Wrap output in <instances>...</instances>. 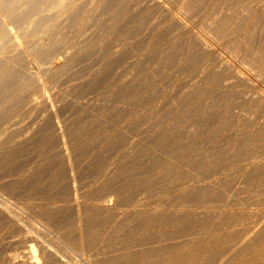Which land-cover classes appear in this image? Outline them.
Instances as JSON below:
<instances>
[{"label": "rangeland", "instance_id": "1", "mask_svg": "<svg viewBox=\"0 0 264 264\" xmlns=\"http://www.w3.org/2000/svg\"><path fill=\"white\" fill-rule=\"evenodd\" d=\"M135 1L31 0L27 3L13 0L10 5L17 7L13 11L15 13L8 11V4L1 6L4 8L1 12L5 11L3 18L5 16L7 22L10 19L8 26L18 33L15 42L18 46L12 47L13 50L4 46L0 51V54H6L0 55V58L3 56L0 59V132H3L0 134V206H6L11 217L30 234L36 235V241L27 243L29 249L35 254L37 252L40 261L39 242L69 264L85 262L82 259H86V255H81L77 244L79 235H76L83 232L84 236H81L93 254L90 258L94 261L87 260L88 263L91 261L90 264H164L171 253L169 249L174 250V255L181 256L198 247L206 249L205 257L214 260L217 250L226 245V237L240 233L243 226L264 216V97L261 96L264 94V0H157L154 4L150 0ZM24 10L27 15L23 14ZM43 13L45 18L35 23ZM11 15L16 19L10 18ZM175 18H179L186 27H181ZM61 23L67 25L59 27ZM48 24L50 26L47 27ZM54 24L57 27L53 29ZM31 30L36 32L30 33ZM20 31L25 34L21 35ZM195 35L203 36L211 49L201 47ZM2 36L3 33L0 34ZM73 36L77 37L75 41ZM18 39H23L27 45ZM64 52H67L68 59L59 70L39 73V79L45 86L42 89L32 71L35 66L47 65L54 57L62 59L61 53ZM235 71L242 74L239 80L234 78ZM42 94L48 98L46 102ZM256 94L260 99L257 100ZM57 129H62L61 135ZM60 147L65 149L68 158ZM67 166L73 169L72 172ZM68 173L74 174L76 193L69 190L71 186L68 183L70 185L72 180ZM74 194L83 201L81 215L84 218L81 216L80 223L77 222L76 210L68 202ZM97 199H110L113 204L103 212L93 205ZM7 217L0 212L3 219H0V264H7L6 256L10 253L17 256L24 244L28 246L22 242L23 231L18 235L17 226L12 225ZM257 232L258 235L253 234L256 238L252 236L254 239L248 241L250 244L247 242L244 248H238L239 252L235 250V254L232 253L227 264L238 261L259 263L258 260V263L252 262L251 258L264 251L261 249L264 248L261 246L264 224ZM16 240H20V245ZM178 240L185 247H181ZM157 242L166 244L162 249ZM202 257L198 256L196 261L186 264H199ZM156 258L163 260L156 263ZM260 261L259 264H264L262 259ZM47 264L56 263L50 258Z\"/></svg>", "mask_w": 264, "mask_h": 264}, {"label": "bare ground", "instance_id": "2", "mask_svg": "<svg viewBox=\"0 0 264 264\" xmlns=\"http://www.w3.org/2000/svg\"><path fill=\"white\" fill-rule=\"evenodd\" d=\"M13 0H0V29H2V33H3V36L2 37H4V39L2 38V37H0V51L1 50H4V49H2L4 46H6L7 48L8 47H10L11 49H12V47L14 48V46H16V48H17V46L18 45H15L16 43V38H17V32H15V31H13L12 30V28L10 27V26H8V23L10 22V19L8 20L9 22H7L6 21V18H5V16H4V18H3V16H2V14H3V12H5V11H3V12H1L2 10V8H1V6H6L7 4H8V6H7V9H8V11L10 12V10H11V12H13L17 7H15V4H13L14 5V7L13 6H11L10 5V3L12 2ZM21 0H19V2H20ZM25 2L27 1V3H31V0H24ZM35 1V0H34ZM40 1V0H39ZM50 1V0H49ZM79 1V0H78ZM84 1V0H83ZM116 1H118V0H116ZM130 1V0H129ZM135 1V0H134ZM151 1V4H152V2H153V4H154V2L156 3V2H158L157 0H150ZM17 3H18V1H16ZM115 2V1H114ZM136 2V1H135ZM208 2V1H207ZM211 2V1H210ZM34 3V2H33ZM41 3V2H40ZM39 3V4H40ZM100 3V2H99ZM147 3V2H146ZM178 3V2H177ZM222 3V2H221ZM36 4V3H35ZM56 4V3H55ZM82 4V3H81ZM87 4V3H86ZM104 4V3H103ZM134 4V3H133ZM149 4V3H148ZM147 4V5H148ZM170 4V3H169ZM26 5V4H25ZM54 5V4H53ZM65 5V4H64ZM75 5V4H74ZM79 5V4H78ZM128 5V4H127ZM143 5V4H142ZM156 5V4H155ZM158 5H160V3L158 4ZM216 5V4H215ZM22 6V5H21ZM24 6V5H23ZM40 6V5H39ZM82 6V5H81ZM124 6V5H123ZM157 6V5H156ZM203 6V5H202ZM26 7V6H25ZM125 7V6H124ZM159 7V6H158ZM188 7V6H187ZM24 8V7H23ZM22 8V9H23ZM32 8V7H31ZM39 8V7H38ZM52 8V7H51ZM59 8V7H58ZM76 8V7H75ZM77 8H79V7H77ZM82 8V7H81ZM84 8V7H83ZM82 8V9H83ZM95 8V7H94ZM196 8V7H195ZM201 8V7H200ZM4 9V8H3ZM10 9V10H9ZM28 9V8H27ZM26 9V10H27ZM29 9H30V7H29ZM37 9V8H36ZM106 9V8H105ZM143 9V8H142ZM166 9V8H165ZM26 10H24V12H23V14L25 13V11ZM50 10V9H49ZM56 10V9H55ZM67 10V9H66ZM66 10H64V11H66ZM92 10H94V9H92ZM96 10V9H95ZM98 10V9H97ZM122 10V9H121ZM140 10H141V8H140ZM163 10V9H162ZM219 10V9H218ZM19 11V10H18ZM30 11V10H29ZM38 11V10H37ZM224 11H226L225 9H224ZM52 12V11H51ZM141 12V11H140ZM172 12V11H171ZM191 12V11H190ZM13 13H15V12H13ZM13 13H11V14H13ZM19 13H21V12H19ZM30 13V12H29ZM33 13V12H32ZM167 13V12H166ZM165 13V14H166ZM173 13V12H172ZM209 13V12H208ZM211 13V12H210ZM22 14V15H23ZM26 14V13H25ZM40 14V13H39ZM96 13H94V15H95ZM101 14V13H100ZM145 14V13H144ZM180 14V13H179ZM229 14V13H228ZM5 15V14H4ZM15 15V14H14ZM14 15H11L12 17H10V18H13V16ZM27 15V14H26ZM29 15V14H28ZM31 15V14H30ZM32 15H34V14H32ZM31 15V16H32ZM45 15L46 14H44L43 13V15H41V16H39L38 17V19H36L34 22L35 23H38V21L39 20H41L42 18L44 19L45 18ZM67 15V14H66ZM74 15V14H73ZM148 15V14H147ZM182 15V14H181ZM209 15V14H208ZM17 16V15H16ZM21 16V15H20ZM25 16V15H24ZM24 16H23V18H24ZM90 16V15H89ZM96 16V15H95ZM171 16V15H170ZM219 16V15H218ZM224 16V15H223ZM22 17V16H21ZM27 17V16H26ZM65 17V16H64ZM77 17V16H76ZM148 17V16H147ZM154 17V16H153ZM171 17H173V16H171ZM175 17H177V16H175ZM206 17V16H205ZM58 18V17H57ZM61 18H63V17H61ZM94 18V17H93ZM209 18V17H208ZM16 19V18H15ZM14 18H13V20H15ZM25 19V18H24ZM29 19H30V17H29ZM172 19V18H171ZM176 19V21L181 25V27L182 26H184L183 28H185L186 27V25L179 19V18H175ZM13 20H12V22H13ZM23 20V19H22ZM64 20H67V17L64 19ZM64 20H62L63 22H64ZM77 20V19H76ZM89 20V19H88ZM111 20V19H110ZM169 20V19H168ZM208 20V19H207ZM216 19H214V21H215ZM18 21V20H17ZM56 21V20H55ZM60 21V20H59ZM114 21V20H113ZM228 21V20H227ZM29 22H30V20H29ZM50 22V21H49ZM66 22V21H65ZM72 22V21H71ZM106 22H107V20H106ZM108 22H109V20H108ZM111 22V21H110ZM109 22V23H110ZM140 22V21H139ZM191 22V21H190ZM17 23V22H16ZM26 23H27V21H26ZM58 24H59V22H57ZM69 23V22H68ZM86 23H88V22H86ZM94 23V22H93ZM50 24V23H49ZM46 25L47 27L48 26H50V25ZM65 24V23H64ZM72 24V23H71ZM70 24V25H71ZM92 24V23H91ZM154 24H156V23H154ZM173 24V23H172ZM10 25V24H9ZM22 25V24H21ZM28 25V24H27ZM57 24H54V25H52L53 26V29L55 28V27H57L56 26ZM63 24L61 23V25H58L59 27H61ZM67 25V24H66ZM66 25H63V26H66ZM90 25V24H89ZM105 25H107V24H105ZM122 25V24H121ZM158 25V24H157ZM211 25V24H210ZM240 25V24H239ZM31 26V25H30ZM55 26V27H54ZM85 26V25H84ZM169 26V25H168ZM167 26V27H168ZM219 26V25H218ZM26 27V26H25ZM24 27V28H25ZM42 27V26H41ZM46 27V28H47ZM138 27V26H137ZM199 27V26H198ZM15 28V27H14ZM16 28H19V27H16ZM27 28V27H26ZM43 28V27H42ZM68 28V27H67ZM106 27H104L103 29H105ZM108 28V27H107ZM155 28V27H154ZM189 28V27H188ZM208 28V27H207ZM34 29V28H33ZM41 29V28H40ZM52 28H50V30H51ZM61 29V28H60ZM109 29V28H108ZM107 29V30H108ZM146 29V28H145ZM191 29V28H190ZM219 29V28H218ZM21 30V29H20ZM38 30V29H37ZM57 30H59V29H57ZM82 30V29H81ZM80 30V31H81ZM142 30H144V29H142ZM173 30V29H172ZM177 30V29H176ZM192 30V29H191ZM205 30V29H204ZM235 30V29H234ZM21 31H23V30H21ZM20 31V32H21ZM25 31V30H24ZM32 31H34V30H31V32L30 33H32ZM49 31V30H48ZM53 30H51V32H52ZM66 31H68V30H66ZM86 31V30H85ZM100 31V30H99ZM104 31V30H103ZM146 31V30H145ZM168 31V30H167ZM233 31V30H232ZM34 32H36V31H34ZM34 32H33V34H34ZM43 32V31H42ZM45 32V31H44ZM70 32V31H69ZM109 32V31H108ZM131 32V31H130ZM2 33H0L1 35H2ZM22 34L21 35H23V34H25V33H23V32H21ZM40 33V32H39ZM38 33V35H40ZM48 33V32H47ZM46 33V34H47ZM56 33V32H55ZM67 33V32H66ZM83 33H84V31H83ZM132 33V32H131ZM148 33V32H147ZM172 33V32H171ZM197 33V32H196ZM202 33H203V31H202ZM259 33V32H258ZM20 34V33H19ZM27 34V33H26ZM49 34H51V33H49ZM53 34H54V32H53ZM57 34V33H56ZM71 34V33H70ZM80 34V33H79ZM93 34V33H92ZM123 34V33H122ZM137 34V33H136ZM20 35V36H21ZM28 35H29V33H28ZM30 35H32V34H30ZM37 35V36H38ZM41 35H43V34H41ZM65 35V34H64ZM82 35H84V34H82ZM79 36V37H82L83 38V36ZM91 35V34H90ZM98 36L100 35V34H97ZM158 35V34H157ZM43 36H45V35H43ZM47 36V35H46ZM58 36V35H57ZM85 36V35H84ZM95 36V35H94ZM153 36V35H152ZM166 36V35H165ZM197 35H195V37H196ZM35 37V36H34ZM67 37V36H66ZM72 37V36H71ZM74 38L76 37V36H73ZM88 37V36H87ZM91 37V36H90ZM132 37V36H131ZM163 37V36H162ZM203 37V36H202ZM201 37V35L199 36H197L196 38H198L197 40H198V42H199V44L201 45V47H203V48H205V49H211V46H209L208 44H207V42L203 39ZM249 37V36H248ZM1 38H2V40H1ZM20 38V37H19ZM33 38V37H32ZM36 38V37H35ZM35 38L33 39V40H35ZM49 38V37H48ZM55 38V37H54ZM74 38H72V39H74ZM77 38V37H76ZM76 38L74 39V41L76 40ZM82 38H81V40H82ZM94 38H96V37H94ZM93 38V39H94ZM117 38V37H116ZM25 39V38H24ZM30 39V38H29ZM29 39H26V40H28L29 41ZM38 39H39V37H38ZM38 39L36 40V41H38ZM50 39V38H49ZM69 39H70V37H69ZM87 39V38H86ZM135 39V38H134ZM19 40V39H18ZM23 40V39H22ZM22 40H19L20 42H23V43H25V41H22ZM32 40V41H33ZM55 40V39H54ZM58 40V39H57ZM56 40V41H57ZM68 40V39H67ZM71 40V39H70ZM79 41H81L80 39H78ZM77 40V41H78ZM207 40V39H206ZM9 41V42H8ZM31 41V40H30ZM76 41V42H77ZM79 41L77 42L78 44H79ZM95 41V40H94ZM97 41V40H96ZM156 41V40H155ZM3 42L5 43V44H3ZM48 42H50V40L48 41ZM54 42V41H53ZM59 42V41H58ZM65 42H67V41H65ZM71 42V41H70ZM90 42H92V41H90ZM122 42V41H121ZM187 42V41H186ZM190 42V41H189ZM34 43H35V45H36V42L34 41ZM39 42H37V44H38ZM56 43V42H55ZM62 43V42H61ZM77 43H75V44H77ZM105 43V42H104ZM149 43H151V42H149ZM170 43V42H169ZM18 44H20V43H18ZM26 44V43H25ZM25 44H20V45H24L25 46ZM60 44V43H59ZM66 44V43H65ZM68 44V43H67ZM71 44V43H70ZM69 44V45H70ZM74 44V45H75ZM80 44H83V43H80ZM87 44H89V43H87ZM136 44V43H135ZM192 44H194V43H192ZM217 44V43H216ZM252 44V43H251ZM19 45V46H20ZM27 45V44H26ZM63 45V44H62ZM250 45V44H249ZM57 46V45H56ZM71 46H73V45H71ZM76 46V45H75ZM79 46V45H78ZM81 47H82V45H80ZM107 46H108V44H107ZM118 46V45H117ZM169 46V45H168ZM182 46V45H181ZM244 46V45H243ZM28 47H29V45H28ZM50 47V46H49ZM77 47V46H76ZM173 47V46H172ZM5 48V47H4ZM25 48V47H24ZM61 48H62V46H61ZM119 48V47H118ZM153 48V47H152ZM9 49V48H8ZM19 49V48H18ZM21 49H23V46L21 47ZM27 49V48H26ZM57 49V48H56ZM55 49V50H56ZM67 49V48H66ZM73 49V48H72ZM100 49H101V47H100ZM114 49V48H113ZM124 49V48H123ZM141 49V48H140ZM213 49V48H212ZM248 49V48H247ZM13 50V49H12ZM14 50H16V49H14ZM20 50V49H19ZM18 50V51H19ZM30 50V49H29ZM36 50V49H35ZM75 50H76V48H75ZM83 50V49H82ZM90 50H91V48H90ZM93 50H95V49H93ZM92 50V51H93ZM119 50H120V48H119ZM218 50V49H217ZM11 51V50H10ZM18 51H17V53H18ZM21 51V50H20ZM31 51V50H30ZM34 51V50H33ZM65 51V50H64ZM70 51V50H69ZM116 51V50H115ZM115 51H113V53L115 52ZM176 51V50H175ZM212 51H214V50H212ZM2 52V51H1ZM4 52V51H3ZM7 52V51H6ZM76 52H77V50H76ZM85 52V51H84ZM104 52V51H103ZM121 52V51H120ZM123 52V51H122ZM12 53V52H11ZM14 53V52H13ZM17 53H16V56H17ZM59 53H60V51H59ZM65 53V52H64ZM64 53H61V55H62V59L60 58H53L52 60H49V63L46 65H44V66H35L36 67V69H34V72L32 71V73H33V75H34V78L37 80V82H38V84H39V86L42 88V89H44V83H43V80L41 81L40 79H39V73H42V72H49V71H53V70H55V69H57L58 68V70H59V67L60 66H62V64H64L63 62H65L66 63V61H65V59H68L67 58V52L64 54ZM82 53V52H81ZM87 53V52H86ZM85 53V54H86ZM96 53V52H95ZM156 53V52H155ZM205 53V52H204ZM243 53V52H242ZM9 54V53H8ZM8 54H7V56H8ZM19 54V53H18ZM73 54V53H72ZM76 54V53H75ZM80 54V53H79ZM82 54H84V53H82ZM99 54V53H98ZM97 54V55H98ZM126 54V53H125ZM164 54V53H163ZM0 55H6V54H0ZM11 55V54H10ZM88 55H90V54H88ZM115 55V54H114ZM177 55V54H176ZM185 55V54H184ZM7 56H6V58H7ZM12 56H14V55H12ZM25 56V55H24ZM75 56V55H74ZM80 56H83V55H80ZM86 56V55H85ZM84 56V57H85ZM167 56V55H166ZM174 56V55H173ZM172 56V57H173ZM213 56V55H212ZM10 57V56H9ZM19 57V56H18ZM23 57V56H22ZM193 57V56H192ZM211 57V56H210ZM215 57H217V56H215ZM3 58V56H1V58L0 59H2ZM6 58H4L5 60H8V59H6ZM100 58V57H99ZM112 58V57H111ZM110 58V59H111ZM146 58V57H145ZM168 58V57H167ZM219 58V57H218ZM221 58V57H220ZM21 59V58H20ZM19 59V60H20ZM31 59V58H30ZM41 59V58H40ZM82 59V58H81ZM118 59H119V57H118ZM243 59V58H242ZM183 60V59H182ZM220 60V59H219ZM253 60V59H252ZM2 61V60H1ZM11 61H13V60H11ZM26 61V60H25ZM47 61V60H46ZM81 61V60H80ZM96 61V60H95ZM102 61V60H101ZM139 61V60H138ZM221 61H222V58H221ZM220 61V62H221ZM5 62V61H4ZM32 62V61H31ZM110 62H111V60H110ZM126 62V61H125ZM212 62V61H211ZM225 62V61H224ZM223 62V63H224ZM1 63H3V62H1ZM12 63V62H11ZM99 63V62H98ZM114 63V62H113ZM138 63V62H137ZM164 63V62H163ZM205 63V62H204ZM29 64V63H28ZM130 64H132V63H130ZM8 65V64H7ZM36 65V64H35ZM147 65V64H146ZM219 65H221V64H219ZM218 64H217V66H219ZM226 65H227V63H226ZM240 65V64H239ZM10 66V65H9ZM69 66H70V64H69ZM187 66V65H186ZM208 66V65H207ZM14 67V66H13ZM66 67V66H65ZM121 67V66H120ZM254 67V66H253ZM25 68V67H24ZM125 68V67H124ZM131 68V67H130ZM244 68V67H243ZM5 69H6V67H5ZM23 69V68H22ZM95 69V68H94ZM129 69V68H128ZM164 69V68H163ZM221 69V68H220ZM237 69V68H236ZM30 70V69H29ZM110 70V69H109ZM184 70V69H183ZM238 70V69H237ZM37 71V72H36ZM63 71V70H62ZM116 71V70H115ZM130 71V70H129ZM150 71V70H149ZM158 71V70H157ZM213 71V70H212ZM215 71V70H214ZM238 71H240V70H238ZM242 71V70H241ZM11 72V71H10ZM13 72V71H12ZM55 72V71H54ZM56 72H57V70H56ZM89 72V71H88ZM106 72H107V70H106ZM118 72H119V70H118ZM152 72V71H151ZM154 72V71H153ZM180 72V71H179ZM218 72V71H217ZM223 72V71H222ZM141 73V72H140ZM197 72H195V74H196ZM241 72H236L235 71V74H234V72H233V74L235 75V77L234 78H236L237 80H239L238 78H241L242 77V74H240ZM31 74V73H30ZM63 74V73H62ZM200 74H201V72H200ZM214 74V73H213ZM244 74V73H243ZM252 74V73H251ZM20 75V74H19ZM60 75V74H59ZM105 75V74H104ZM167 75V74H166ZM225 75V74H224ZM247 75H248V73H247ZM246 75V76H247ZM136 76H137V74H136ZM231 76H232V74H231ZM21 77V76H20ZM148 77V76H147ZM197 77V76H196ZM249 77V76H248ZM2 78V77H1ZM16 78V77H15ZM18 78V77H17ZM95 78H96V76H95ZM189 78V77H188ZM245 79H246V77H244ZM57 79V78H56ZM114 79V78H113ZM143 79V78H142ZM146 79V78H145ZM225 79V78H224ZM244 79V80H245ZM2 80V79H1ZM5 80H6V78H5ZM14 80V79H13ZM130 80V79H129ZM148 80V79H147ZM220 80V79H219ZM226 80H228L227 79V77H226ZM229 80H230V77H229ZM242 80V79H241ZM159 81V80H158ZM232 81V80H231ZM246 81H247V79H246ZM245 81V82H246ZM92 82V81H91ZM111 82V81H110ZM162 82V81H161ZM180 82V81H179ZM2 83V82H1ZM105 83V82H104ZM125 83V82H124ZM127 83V82H126ZM169 83V82H168ZM222 83V82H221ZM220 83V84H221ZM224 83H226V84H230V83H227V81H225ZM5 84V83H4ZM128 84V83H127ZM135 84V83H134ZM148 84V83H147ZM156 84V83H155ZM161 84V83H160ZM173 84H175V83H173ZM187 84V83H186ZM189 84V83H188ZM223 84V83H222ZM96 85V84H95ZM137 85V84H136ZM185 85V84H184ZM194 85V84H193ZM242 85V84H241ZM245 85V84H244ZM251 85V84H250ZM10 86V85H9ZM38 86V87H39ZM113 86V85H112ZM8 87V86H7ZM37 87V86H36ZM117 87V86H116ZM196 87V86H195ZM199 87V86H198ZM226 87V86H225ZM230 87H232V86H230ZM5 88V87H4ZM40 88V89H41ZM194 88V87H193ZM10 89V88H9ZM109 89V88H108ZM219 89V88H218ZM7 90V89H6ZM5 90V91H6ZM107 90V89H106ZM133 90V89H132ZM208 90V89H207ZM206 90V91H207ZM4 91V90H3ZM112 91V90H111ZM164 91V90H163ZM233 91V90H232ZM248 91V90H247ZM2 92V91H1ZM26 92V91H25ZM186 92V91H185ZM220 92V91H219ZM218 92V93H219ZM224 92H225V90H224ZM262 92V91H261ZM261 92H259L260 93V95H261ZM105 93V92H104ZM151 93V92H150ZM201 93V92H200ZM24 94H26V93H24ZM190 94V93H189ZM251 94V93H250ZM1 95V94H0ZM27 95V94H26ZM195 95V94H194ZM233 95V94H232ZM247 95V94H246ZM256 95H258V94H256ZM118 96V95H117ZM133 96V95H132ZM173 96V95H172ZM176 96V95H175ZM226 96V95H225ZM255 96V95H254ZM262 97H264V94H262L261 95ZM260 96V97H261ZM5 97V96H4ZM42 97H43V99L45 100L44 102H46L47 101V97L45 96V94L43 95L42 94ZM103 97V96H102ZM242 97V96H241ZM249 97V96H248ZM247 97V98H248ZM256 97V96H255ZM18 97H16V99H17ZM117 98V97H116ZM121 98V97H120ZM148 98V97H147ZM210 98V97H209ZM226 98V97H225ZM37 99V98H36ZM115 99V98H114ZM157 99V98H156ZM242 99V98H241ZM258 99H260L259 98V95H258V98H257V100ZM232 100V99H231ZM249 100H251V99H249ZM262 100V99H261ZM260 100V101H261ZM148 101V100H147ZM244 101V100H243ZM16 102V101H15ZM221 102V101H220ZM258 102V101H257ZM242 103V102H241ZM143 104V103H142ZM145 104V103H144ZM251 104V103H250ZM4 105V104H3ZM187 105V104H186ZM205 105V104H204ZM220 105V104H219ZM229 105L231 106V104L229 103ZM236 105V104H235ZM262 105V104H261ZM9 106V105H8ZM11 106V105H10ZM9 106V107H10ZM169 106V105H168ZM234 106V105H233ZM245 106V105H244ZM262 106H264V105H262ZM3 107V106H2ZM180 107V106H179ZM208 107V106H207ZM6 108V107H5ZM164 108V107H163ZM182 108V107H181ZM195 108V107H194ZM235 108H237V107H235ZM251 108V107H250ZM2 109V108H1ZM173 109V108H172ZM199 109V108H198ZM204 109V108H203ZM208 110V109H207ZM234 110V109H233ZM236 110V109H235ZM146 111V110H145ZM189 111V110H188ZM57 112V111H56ZM169 112V111H168ZM179 112V111H178ZM230 112H232V111H230ZM241 112V111H240ZM3 113V112H2ZM9 113V112H8ZM58 113V112H57ZM135 113V112H134ZM193 113V112H192ZM205 113V112H204ZM236 113H238V112H236ZM242 113V112H241ZM54 114H55V112H54ZM156 114V113H155ZM234 114V113H233ZM177 115V114H176ZM205 115V114H204ZM238 115V114H237ZM240 115V114H239ZM246 115V114H245ZM55 116V115H54ZM210 116V115H209ZM2 117V116H1ZM176 117V116H175ZM219 117V116H218ZM227 117V116H226ZM9 118V117H8ZM57 118V117H56ZM177 118V117H176ZM209 118V117H208ZM229 118V117H228ZM225 119V118H224ZM123 120V119H122ZM144 120V119H143ZM194 120V119H193ZM245 120H247V119H245ZM8 121V120H7ZM54 121V120H53ZM52 121V122H53ZM59 121V120H58ZM135 121V120H134ZM197 121V120H196ZM213 121V120H212ZM155 122V121H154ZM163 122V121H162ZM248 122V121H247ZM145 123V122H144ZM191 123V122H190ZM221 123V122H220ZM236 123H237V121H236ZM235 123V124H236ZM241 123V122H240ZM5 124V123H4ZM53 124V123H52ZM55 124V123H54ZM155 124H157V123H155ZM197 124V123H196ZM222 124V123H221ZM57 125H58V123H57ZM191 125V124H190ZM15 126V125H14ZM151 126V125H150ZM217 126V125H216ZM257 126V125H256ZM57 127V126H56ZM65 127V126H64ZM174 127V126H173ZM2 128V127H1ZM6 128V127H5ZM11 128H13V126L11 127ZM10 128V129H11ZM215 128V127H214ZM230 128V127H229ZM10 129H8V130H10ZM60 129V128H59ZM59 129H57V133L59 134V135H61V133H60V131L62 130H60L59 131ZM63 129H65V128H63ZM163 129V128H162ZM161 129V130H162ZM4 130V129H3ZM11 130H13V129H11ZM16 130H17V128H16ZM20 130V129H19ZM55 130V129H54ZM253 130V129H252ZM6 131V130H5ZM90 131V130H89ZM104 131V130H103ZM174 131V130H173ZM193 131V130H192ZM64 132V131H63ZM63 132H62V134H63ZM172 132V131H171ZM185 132V131H184ZM194 132V131H193ZM261 132V131H260ZM1 133H3V132H0V134ZM5 133V132H4ZM187 133H189V132H187ZM262 133V132H261ZM6 134V133H5ZM32 134V133H31ZM58 134H57V136H58ZM244 134V133H243ZM249 134V133H248ZM1 135H3V134H1ZM0 135V136H1ZM29 135V134H28ZM149 135V134H148ZM215 135V134H214ZM218 135V134H217ZM48 136V135H47ZM62 136H64V135H62ZM101 136V135H100ZM28 137V136H27ZM35 137V136H34ZM60 137V136H59ZM142 137V136H141ZM189 137V136H188ZM196 137V136H195ZM214 137V136H213ZM6 138H7V135H6ZM21 138H23V137H21ZM56 138H58V137H56ZM261 138V137H260ZM64 139V138H63ZM209 139V138H208ZM218 139V138H217ZM251 139V138H250ZM262 139H264V138H262ZM21 140V139H20ZM26 140V139H25ZM18 142H19V140H18ZM126 142V141H125ZM181 142V141H180ZM202 142V141H201ZM223 142V141H222ZM240 142V141H239ZM242 142V141H241ZM244 142V141H243ZM247 142V141H246ZM64 143H65V141H64ZM238 143V142H237ZM17 144V143H16ZM69 144V143H68ZM181 144V143H180ZM219 144H221V143H219ZM232 144V143H231ZM230 144V145H231ZM63 145V144H62ZM150 145V144H149ZM166 145V144H165ZM184 145V144H183ZM186 145V144H185ZM234 145V144H233ZM244 145V144H243ZM258 145V144H257ZM180 146V145H179ZM219 146V145H218ZM225 146V145H224ZM250 146V145H249ZM1 147V146H0ZM59 147V146H58ZM65 147V146H64ZM68 147V146H67ZM129 147V146H128ZM132 147V146H131ZM200 147V146H199ZM209 147V146H208ZM125 148V147H124ZM184 148V147H183ZM233 148V147H232ZM237 148H239V146L237 147ZM60 149V151L62 152V153H66V151H65V149H63L62 147H60L59 148ZM69 149V148H68ZM77 149V148H76ZM177 149V148H176ZM194 149V148H193ZM197 149V148H196ZM121 150V149H120ZM180 150V149H179ZM241 150V149H240ZM8 151V150H7ZM59 151V150H58ZM170 151V150H169ZM177 151V150H176ZM208 151V150H207ZM214 151V150H213ZM246 151V150H245ZM70 151H68V153H69ZM124 152V151H123ZM122 152V153H123ZM140 152V151H139ZM142 152V151H141ZM222 152V151H221ZM227 152V151H226ZM229 152V151H228ZM202 153V152H201ZM210 153H212V152H210ZM17 154V153H16ZM59 154H60V152H59ZM126 154V153H125ZM177 154V153H176ZM205 154V153H204ZM233 154V153H232ZM72 155V154H71ZM235 155V154H234ZM66 157L68 156L67 155V153H66V155H65ZM69 156H70V153H69ZM133 156V155H132ZM192 156V155H191ZM193 156H194V154H193ZM213 156V155H212ZM245 156V155H244ZM248 156V155H247ZM65 157V158H66ZM72 157V156H71ZM70 157V158H71ZM203 157V156H202ZM246 157V156H245ZM64 158V159H65ZM68 158V157H67ZM66 158V159H67ZM69 158V159H70ZM63 159V158H62ZM65 159V160H66ZM134 159V158H133ZM211 159V158H210ZM250 159V158H249ZM64 160V161H65ZM187 160V159H186ZM232 160V159H231ZM254 160H258V159H254ZM260 160V159H259ZM3 161V160H2ZM13 161V160H12ZM68 161V160H67ZM71 161V160H70ZM70 161L68 162V164L70 163ZM214 161V160H213ZM238 161V160H237ZM241 161V160H240ZM5 162V161H4ZM122 162V161H121ZM239 162V161H238ZM245 162V161H244ZM259 162V161H258ZM15 163V162H14ZM72 163H74V162H72ZM142 163V162H141ZM237 163V162H236ZM117 164V163H116ZM115 164V165H116ZM156 164V163H155ZM249 164V163H248ZM255 164V163H254ZM257 164V163H256ZM5 165V164H4ZM71 164H69V166H70ZM131 165V164H130ZM216 165V164H215ZM218 165V164H217ZM220 165H222V164H220ZM240 165V164H239ZM15 166V165H14ZM69 166H67L66 168H68L69 169V171H71V170H73V169H71V168H69ZM129 166V165H128ZM242 166H243V163H242ZM22 167V166H21ZM36 167V166H35ZM71 167V166H70ZM74 167V166H73ZM127 167V166H126ZM193 167V166H192ZM256 167V166H255ZM258 167H259V165H258ZM139 168V167H138ZM185 168H188V167H185ZM238 168V167H237ZM247 168V167H246ZM251 168V167H250ZM249 168V169H250ZM253 168V167H252ZM38 169V168H37ZM68 169H67V172H68ZM125 169V168H124ZM147 169V168H146ZM260 169V168H259ZM262 169H264V168H262ZM39 170V169H38ZM196 170V169H195ZM194 170V171H195ZM201 170V169H200ZM219 170V169H218ZM222 170V169H221ZM220 170V171H221ZM235 170V169H234ZM253 170V169H252ZM112 171V170H111ZM114 171V170H113ZM127 171V170H126ZM210 171V170H209ZM72 172V171H71ZM177 172V171H176ZM213 172V171H212ZM216 173L218 172V171H215ZM224 172H226V171H224ZM251 172V171H250ZM73 173H75V172H73ZM133 173V172H132ZM185 173V172H184ZM210 173V172H209ZM214 173V172H213ZM249 173V172H248ZM253 173V172H252ZM35 174V173H34ZM68 174H70V178H71V180H72V183L70 182V180H69V182L71 183L70 185H69V183H68V186L71 188H69V190H70V192H74V193H76L75 191H76V186H75V184H73V182H74V174L72 175V173H68ZM67 174V175H68ZM240 174V173H239ZM246 174V173H245ZM261 174V173H260ZM21 175V174H20ZM110 175V174H109ZM196 175V174H195ZM210 175H212V173L210 174ZM217 175V174H216ZM222 175V174H221ZM221 175H219V177L221 176ZM254 175V174H253ZM18 176V175H17ZM26 176V175H25ZM148 176H149V174H148ZM229 177V176H228ZM232 177V176H231ZM34 178V177H33ZM95 178V177H94ZM135 178H137V177H135ZM171 178V177H170ZM247 178V177H246ZM257 178V177H256ZM80 179V178H79ZM158 179V178H157ZM156 179V180H157ZM211 179V178H210ZM214 179V178H213ZM220 179V178H219ZM11 180V179H10ZM150 180V179H149ZM223 180V179H222ZM232 180V179H231ZM242 180V179H241ZM240 180V181H241ZM30 181V180H29ZM68 181V180H67ZM187 181H189L188 179H187ZM217 181V180H216ZM91 182V181H90ZM215 182V181H214ZM16 183V182H15ZM25 183V182H24ZM36 183V182H35ZM109 183V182H108ZM127 183V182H126ZM144 183V182H143ZM176 183V182H175ZM225 183V182H224ZM235 183V182H234ZM259 183V182H258ZM167 184H169V183H167ZM189 184V183H188ZM215 184V183H214ZM222 184V183H221ZM145 185V184H144ZM164 185H166V184H164ZM186 185V184H185ZM196 185V184H195ZM201 185V184H200ZM212 185V184H211ZM206 186V185H205ZM204 186V187H205ZM190 187V186H189ZM194 187V186H193ZM39 188V187H38ZM203 188V187H202ZM234 188V187H233ZM19 189V188H18ZM79 189V188H78ZM191 189H193V188H191ZM196 189V188H195ZM194 189V190H195ZM204 189V188H203ZM206 189V188H205ZM226 189V188H225ZM153 191V190H152ZM202 191V190H201ZM17 192V191H16ZM57 192V191H56ZM72 192V193H73ZM157 192V191H156ZM184 192V191H183ZM186 192H187V190H186ZM190 192V191H189ZM229 192V191H228ZM71 193V194H72ZM179 193H180V191H179ZM234 193V192H233ZM258 193V192H257ZM114 194V193H113ZM130 194V193H129ZM132 194V193H131ZM214 194V193H213ZM78 194H74L73 196L71 195V197L68 199V198H65V200L66 199H68V202L70 203V205L76 210V215H77V217H76V215L74 214V216L77 218V222L78 223H80V221H81V207H82V202L83 201H81V199H78L76 196H77ZM211 195V194H210ZM41 196V195H40ZM70 196V195H69ZM79 196V195H78ZM108 196V195H107ZM196 196H197V194H196ZM212 196V195H211ZM44 197V196H43ZM103 197V196H102ZM214 197V196H213ZM231 197V196H230ZM34 198V197H33ZM41 198V197H40ZM219 198V197H218ZM226 198V197H225ZM35 199V198H34ZM50 199V198H49ZM88 199V198H87ZM163 199V198H162ZM170 199V198H169ZM177 199H179V198H177ZM217 199V198H216ZM220 199V198H219ZM230 199V198H229ZM51 200V199H50ZM56 200H59V199H56ZM63 200V199H62ZM152 200V199H151ZM182 201V200H181ZM188 201V200H187ZM210 201V200H209ZM50 202V201H49ZM58 202V201H57ZM63 202V201H62ZM92 202V201H91ZM167 202V201H166ZM198 202V201H197ZM218 202V201H217ZM4 203V202H3ZM46 203V202H45ZM56 203V202H55ZM87 203H88V201H87ZM151 203V202H150ZM188 203V202H187ZM5 204V203H4ZM3 204V205H4ZM65 204V203H64ZM89 204H91V203H89ZM96 205L97 206V208L96 209H99V208H101L100 210L101 211H105V210H107V209H109V208H111V206H112V201L110 200V199H97V200H95V202H93V205ZM121 204V203H120ZM133 204V203H132ZM136 204V203H135ZM159 204V206H160V204L161 203H158ZM196 204V203H195ZM208 204V203H207ZM221 204V203H220ZM5 205H7V204H5ZM9 205V204H8ZM7 205V206H8ZM38 205V204H37ZM50 205V204H49ZM63 205V204H62ZM84 205V204H83ZM156 205V204H155ZM59 206V205H58ZM57 206V207H58ZM69 206V205H68ZM95 206V207H96ZM139 206V205H138ZM189 206V205H188ZM201 206V205H200ZM211 206V205H210ZM236 206V205H235ZM9 207V206H8ZM46 207V206H45ZM44 207V208H45ZM63 207H64V205H63ZM99 207V208H98ZM117 207V206H116ZM125 207V206H124ZM137 207V206H136ZM143 207V206H142ZM207 207V206H206ZM209 207V206H208ZM221 207V206H220ZM253 207V206H252ZM12 208H13V206H12ZM43 208V207H42ZM48 208V207H47ZM60 208V207H59ZM84 208V207H83ZM86 208V207H85ZM114 208H115V206H114ZM148 208V207H147ZM152 208V207H151ZM155 208V207H154ZM203 208V207H202ZM210 208V207H209ZM11 209V208H10ZM15 209V208H14ZM49 209V208H48ZM63 209V208H62ZM73 209V210H74ZM102 209H104V210H102ZM125 209V208H124ZM139 209H141V208H139ZM181 209V208H180ZM198 209V208H197ZM234 209V208H233ZM56 210V209H55ZM72 210V209H71ZM129 210V209H128ZM147 210V209H146ZM156 210V209H155ZM154 210V211H155ZM162 210V209H161ZM189 210V209H188ZM212 210V209H211ZM219 210V209H218ZM7 211H8V208L6 207V206H0V212H2V213H4L6 216H8L7 218H10V220L12 221L11 222V224L12 225H16L17 227V230H19V234L18 235H20L21 234V232H22V234L24 233V235H23V237H22V242H26L27 243V241H36V238H35V236H33V234H30L28 231L29 230H27V228L26 229H24L21 225H20V223L17 221V219H15V218H13V217H11L8 213H7ZM60 211V210H59ZM83 211V210H82ZM84 211H85V209H84ZM83 211V212H84ZM97 211V210H96ZM99 211V210H98ZM119 211V210H118ZM138 211V210H137ZM148 211V210H147ZM42 212V211H41ZM49 212H51V211H49ZM57 212H58V210H57ZM68 212V211H67ZM93 212V211H92ZM100 212V211H99ZM157 212V211H156ZM177 212V211H176ZM197 212V211H196ZM210 212V211H209ZM223 212V211H222ZM221 212V213H222ZM255 212V211H254ZM11 213V212H10ZM70 213V212H69ZM73 213H74V211H73ZM102 213V212H101ZM101 213H99V215L101 214ZM107 213V212H106ZM105 213V214H106ZM131 213H133V212H131ZM130 213V214H131ZM150 213H152V212H150ZM183 213V212H182ZM185 213V212H184ZM206 213H208V212H206ZM67 214V213H66ZM91 214V213H90ZM128 214V213H127ZM137 214V213H136ZM141 214V213H140ZM163 214V213H162ZM192 214V213H191ZM12 215V214H11ZM14 215V214H13ZM98 215V214H97ZM145 215V214H144ZM161 215V214H160ZM181 215V214H180ZM206 215V214H205ZM94 216V215H93ZM142 216V215H141ZM179 216V215H178ZM66 217V216H65ZM83 217V216H82ZM116 217V216H115ZM118 217V216H117ZM116 217V218H117ZM208 217V216H207ZM6 218V217H5ZM68 218V217H67ZM75 218V219H76ZM84 218V217H83ZM113 218V217H112ZM119 218V217H118ZM127 218V217H126ZM151 218H153V217H151ZM162 218H163V216H162ZM168 218V217H167ZM178 218V217H177ZM1 219V218H0ZM26 219V218H25ZM259 219V218H258ZM1 220H3V219H1ZM19 220V219H18ZM47 220V219H46ZM45 219H44V221H46ZM72 220H74V219H72ZM108 220V219H107ZM163 220V219H162ZM174 220V219H173ZM245 220V219H244ZM64 221H66V220H64ZM83 221V220H82ZM120 221H121V219H120ZM4 222V221H3ZM6 222V221H5ZM138 222V221H137ZM203 222V221H202ZM47 223H49V222H47ZM83 223H84V221H83ZM97 223V222H96ZM105 223V222H104ZM124 223V222H123ZM149 223H150V221H149ZM164 223V222H163ZM167 223V222H166ZM198 223V222H197ZM245 223V222H244ZM7 223H5V225H6ZM35 224V223H34ZM43 224V223H42ZM85 224V223H84ZM99 224V223H98ZM97 224V225H98ZM108 224V223H107ZM126 224V223H125ZM262 224H264V216H262L261 215V217H260V219L259 220H256V222H253V223H250V224H248L247 226L245 225V227L243 226V228H242V231L240 232V233H237V234H235V235H233L232 237H230V238H228V237H226V239H225V243H226V245L221 249H218L217 250V254L215 253V258H214V260L212 259V260H210V258L209 257H205V253H207V250L205 249H201V248H195L194 250H192V249H189L188 251H186L185 252V249L183 250L185 253L183 254V255H174L175 253L173 252V251H170V249H169V252H173V254H169V252L168 251H166V252H168L167 254H169L167 257V259H166V261H165V259L162 257L165 253V251L164 252H162L163 253V255H161V257L164 259H161V261L163 260V262L165 261V263L164 264H179L180 262L181 263H184V264H186V263H188V262H191V261H196V257H198V256H203L202 258H201V261H199L200 263L199 264H227L226 262L228 261V259H230V256L232 255V253H234L235 254V250H236V252L238 251V250H240V249H238V248H240V247H242L243 245H245L250 239H251V241L254 239V238H256V237H254V233H256L257 232V229H259V226L260 225H262ZM3 225H4V223H3ZM27 225V224H26ZM45 225V224H44ZM81 225H83V224H81ZM109 225V224H108ZM122 225V224H121ZM242 225H243V223H242ZM2 226V225H1ZM30 227L29 228H32L31 227V225H29ZM46 226H47V224H46ZM85 226V225H84ZM100 226V225H99ZM139 226V225H138ZM7 227V226H6ZM87 227H88V225H87ZM96 227V226H95ZM166 227V226H165ZM242 227V226H241ZM5 228V227H4ZM10 228V227H9ZM45 228H47V227H45ZM61 228V227H60ZM148 228V227H147ZM239 228V227H238ZM261 229H262V227H260ZM37 229V228H36ZM48 229V228H47ZM73 229V228H72ZM102 229V228H101ZM129 229V228H128ZM176 229V228H175ZM64 230V229H63ZM83 230V229H82ZM104 230V229H103ZM162 230V229H161ZM223 230V229H222ZM225 230V229H224ZM234 230V229H233ZM5 231V230H4ZM31 231V230H30ZM49 231V230H48ZM84 231V230H83ZM82 231V232H83ZM97 231V230H96ZM108 231H109V229H108ZM163 231V230H162ZM235 231V230H234ZM262 231V230H261ZM14 232H16V231H14ZM37 232V231H36ZM57 232V231H56ZM81 232V233H82ZM100 232V231H99ZM103 232V231H102ZM139 232V231H138ZM149 232V231H148ZM172 232V231H171ZM222 232V231H221ZM228 232V231H227ZM231 232H233L232 230H231ZM231 232L229 233V234H231ZM238 232V231H237ZM58 233V232H57ZM84 233V232H83ZM82 233V234H83ZM101 233V232H100ZM173 233V232H172ZM181 233V232H180ZM258 233V232H257ZM256 233V234H257ZM2 234V233H1ZM14 234H17V233H14ZM36 234V233H35ZM81 234V235H82ZM144 234V233H143ZM178 234V233H177ZM219 234V233H218ZM228 234V235H229ZM255 234V235H256ZM12 235V234H11ZM76 235H79L78 236V243L77 244H79V247H80V252H81V255H83V256H85L86 257V259H82V260H84L85 262H87L88 263V261L87 260H90L91 258V256L93 255V254H91V251L88 249V246L86 247V244L87 243H85V241L83 240V238H82V236L80 235V233H76ZM100 235V234H99ZM98 235V236H99ZM103 235H104V232H103ZM148 235V234H147ZM168 235V234H167ZM192 235V234H191ZM258 235V234H257ZM262 235V234H261ZM83 236H84V234H83ZM157 236H159V235H157ZM172 236H173V234H172ZM175 236V235H174ZM178 236V235H177ZM176 236V237H177ZM180 236H183V235H180ZM179 236V237H180ZM190 235H188V237H189ZM213 236V235H212ZM211 236V237H212ZM254 238H253V237ZM50 237V236H49ZM73 237V236H72ZM166 237V236H165ZM164 237V238H165ZM184 237V236H183ZM210 237V238H211ZM252 237V238H251ZM261 237V236H260ZM20 238V237H19ZM19 238H17V240L19 239ZM38 238V237H37ZM100 237H98V239H99ZM111 238V237H110ZM158 238V237H157ZM161 238V237H160ZM174 238V237H173ZM178 238V237H177ZM182 238V237H181ZM185 238H187V236H185ZM12 239V238H11ZM14 239H16V237L14 238ZM75 239H77V238H75ZM149 239V238H148ZM155 239H156V237H155ZM169 239V238H168ZM172 239V238H171ZM180 239V238H179ZM216 239V238H215ZM219 239H221V238H219ZM222 239H223V237H222ZM9 240V239H8ZM16 240V241H17ZM62 240V239H61ZM68 240V239H67ZM87 240V239H86ZM90 240V239H89ZM110 240V239H109ZM142 240H144V239H142ZM150 240V239H149ZM153 240H154V238H153ZM159 240V239H158ZM167 240V239H166ZM173 240H175V238L173 239ZM177 240V239H176ZM175 240V241H176ZM185 240V239H184ZM189 241H190V238L188 239ZM208 240H210V239H208ZM211 240H212V238H211ZM15 241V240H14ZM40 241V240H39ZM97 240H95V242H96ZM151 241H152V239H151ZM155 241V240H154ZM157 241V240H156ZM178 241H180V240H178ZM183 241V240H182ZM186 241V240H185ZM205 241V240H204ZM250 241V242H251ZM12 242H13V240H12ZM18 242V241H17ZM16 242V243H17ZM19 242H20V240H19ZM18 242V243H19ZM50 242V241H49ZM135 242V244H136V241H134ZM160 242V241H159ZM159 242H157V245H161V247L163 246V244H164V246H165V244L166 243H162V244H159ZM162 242V241H161ZM160 242V243H161ZM166 242H168V241H166ZM170 242V241H169ZM169 242H168V244H169ZM181 242V241H180ZM205 242H207V241H205ZM104 243V242H103ZM107 243V242H106ZM140 243V242H139ZM152 243H156V242H153L152 241ZM171 243V242H170ZM175 243V242H174ZM249 243V242H248ZM22 245H23V243H21ZM28 244V243H27ZM72 244V243H71ZM76 244V245H77ZM97 244H99V243H97ZM108 244V243H107ZM142 244V243H141ZM179 244H182V242L181 243H179ZM186 244V243H185ZM195 244V243H194ZM193 244V245H194ZM250 244V243H249ZM18 245H20V243L18 244ZM25 246L23 247V250L17 255V253L15 254V255H17V256H13V255H11V253H10V255H7L6 257H7V259H8V262L10 263V264H47V260L49 259L50 260V258H52L54 261H55V263L56 264H69V263H67V261H65V260H63L62 258H60L56 253H55V251L53 252V251H51L49 248H47V245H43V243L42 244H40V242L39 243H37V245H38V248L40 249V259L42 260V261H40L39 260V257H37L38 255H37V252H36V254L34 253L35 251H33L32 249H29V244H28V246L26 245V244H24ZM72 245H74V244H72ZM93 245V244H92ZM106 245V244H105ZM104 245V246H105ZM127 245V244H126ZM173 245V244H172ZM196 245V244H195ZM204 245V244H203ZM247 245V244H246ZM262 245H264V240H262V244H261V246ZM2 246V245H1ZM78 246V245H77ZM98 246V245H97ZM100 246V245H99ZM102 246V245H101ZM107 246V245H106ZM148 246V245H147ZM167 246V245H166ZM184 245L182 244L181 245V247H183ZM197 246H199V245H197ZM255 246V245H254ZM254 246H253V248H254ZM51 247V246H50ZM78 247V248H79ZM140 247V246H139ZM142 247V246H141ZM145 247V246H144ZM178 247H179V245H178ZM185 247V246H184ZM193 247V246H192ZM220 247V246H219ZM245 246H243L242 248H244ZM247 247V246H246ZM250 247V246H249ZM256 247V246H255ZM90 248V247H89ZM96 248V247H95ZM98 248V247H97ZM103 248V247H102ZM146 248H148V247H146ZM145 248V249H146ZM167 248V247H166ZM169 248V247H168ZM175 248V247H174ZM187 249L189 248V247H186ZM252 248V247H251ZM257 248V247H256ZM261 248V247H260ZM6 249V248H5ZM14 249V248H13ZM99 249V248H98ZM126 249V248H125ZM150 249V248H149ZM152 249V248H151ZM157 249V248H156ZM156 249H154V251H156ZM162 249H163V247H162ZM173 249V248H172ZM179 249V248H178ZM261 249H264V248H261ZM55 250V249H54ZM93 250H95V249H93ZM130 250H131V248H130ZM129 250V251H130ZM158 250V249H157ZM166 250V249H165ZM177 250V249H176ZM216 250V249H215ZM252 250H254V249H252ZM251 250V251H252ZM6 251V250H5ZM39 251V250H38ZM78 251V250H77ZM90 251V252H89ZM107 251V250H106ZM138 251V250H137ZM141 251V250H140ZM158 251H163V250H158ZM248 251V250H247ZM2 252V251H1ZM98 252V251H97ZM120 252V251H119ZM135 252H136V250H135ZM151 252H152V250H151ZM239 252V251H238ZM39 253V252H38ZM95 253V252H94ZM123 253H125V252H123ZM138 253V252H137ZM157 253V252H156ZM177 253V252H176ZM3 254H5V253H3ZM14 254V253H13ZM112 254V253H111ZM131 254V253H130ZM151 254V253H150ZM154 254V253H153ZM179 254V253H178ZM248 254V253H247ZM251 254V253H250ZM6 255V254H5ZM67 255V254H66ZM125 255H126V253H125ZM236 255H238L237 253H236ZM251 255H253V254H251ZM64 256V255H63ZM108 256H110V255H108ZM114 256H115V254H114ZM151 257H152V255H150ZM160 256V255H159ZM164 256H166V255H164ZM244 256V255H243ZM65 257V256H64ZM67 257H70V256H67ZM72 257V256H71ZM94 257H95V255H94ZM119 257V256H118ZM124 257H126V256H124ZM155 257V256H154ZM154 257L152 258L153 259V261H154ZM214 257V256H213ZM240 257H242V256H240ZM247 257H249V256H247ZM247 257H246V259H247ZM73 258V257H72ZM82 258V257H81ZM131 258V257H130ZM139 257H137V259H138ZM147 258H149V257H147ZM146 258V259H147ZM166 258V257H165ZM245 258V257H244ZM6 259V258H5ZM68 259V258H67ZM75 259H76V257H75ZM95 259H97V258H95ZM105 259V258H104ZM151 259V260H152ZM157 259V261H155L156 263L159 261L158 260V258H156ZM233 259V258H232ZM262 259V261H264V251H259V252H257V253H255L254 255H253V257L251 258V260H252V262L254 261H256V263H258L257 262V260L259 261V263H261V260ZM93 260V258L91 259V261ZM112 260V259H111ZM117 260V259H116ZM150 260V261H151ZM4 261H6V260H4ZM72 261H74V260H72ZM91 261H89V263L88 264H90L91 263ZM94 261V260H93ZM114 261V260H113ZM142 261V260H141ZM147 261V260H146ZM161 261H159V262H161ZM231 261H233V260H231ZM8 262H7V264H8ZM75 262V261H74ZM77 262V261H76ZM79 262V261H78ZM85 262H83L82 263V261H81V263L80 264H84ZM143 262V261H142ZM155 262H153V263H155ZM96 263H97V261H96ZM106 263V262H105ZM107 263H109V262H107ZM110 263H112V262H110ZM121 263V262H120ZM151 263V262H150ZM229 264H231L230 262H228ZM258 263V264H259ZM72 264H75V263H72ZM76 264H78V263H76ZM93 264V263H92ZM119 264V263H118ZM129 264V263H128ZM135 264V263H134ZM159 264V263H158ZM198 264V263H197ZM233 264V263H232ZM235 264V263H234ZM236 264H251V262H248V261H238V262H236Z\"/></svg>", "mask_w": 264, "mask_h": 264}]
</instances>
